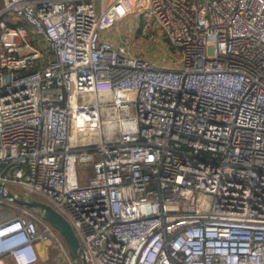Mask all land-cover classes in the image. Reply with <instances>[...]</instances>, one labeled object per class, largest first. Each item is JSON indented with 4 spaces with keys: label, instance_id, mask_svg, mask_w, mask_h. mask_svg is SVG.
Masks as SVG:
<instances>
[{
    "label": "built area",
    "instance_id": "built-area-1",
    "mask_svg": "<svg viewBox=\"0 0 264 264\" xmlns=\"http://www.w3.org/2000/svg\"><path fill=\"white\" fill-rule=\"evenodd\" d=\"M131 12L169 63L105 32ZM0 182L45 195L89 264H264V0H0ZM0 206V264L51 240L77 264Z\"/></svg>",
    "mask_w": 264,
    "mask_h": 264
},
{
    "label": "rangeland",
    "instance_id": "rangeland-1",
    "mask_svg": "<svg viewBox=\"0 0 264 264\" xmlns=\"http://www.w3.org/2000/svg\"><path fill=\"white\" fill-rule=\"evenodd\" d=\"M136 23L137 15L136 13L131 12L127 14L123 19L115 20L110 26L106 27V30H104L111 38L116 41L117 38H119V35H126L129 39H132V50L138 54L146 55L147 57L152 59L155 64L160 65L169 63L172 47L170 46L168 40L162 34L157 37H151L143 35L140 31L137 32ZM80 181L82 182V180ZM11 188L15 191L28 192L40 199L50 202V200L40 192L14 184L11 185ZM13 211L14 210L6 206H0V219L6 217ZM44 247L47 255L49 256L60 253L59 248L54 245L53 240L46 241ZM45 262V264H47V261Z\"/></svg>",
    "mask_w": 264,
    "mask_h": 264
},
{
    "label": "water",
    "instance_id": "water-1",
    "mask_svg": "<svg viewBox=\"0 0 264 264\" xmlns=\"http://www.w3.org/2000/svg\"><path fill=\"white\" fill-rule=\"evenodd\" d=\"M0 196L11 197L20 203L38 210L45 219L51 222L59 230L67 243L71 256L77 260V264H89L83 244L80 241L72 223L51 203L28 192L15 193L10 188H5L3 182H0Z\"/></svg>",
    "mask_w": 264,
    "mask_h": 264
},
{
    "label": "trees",
    "instance_id": "trees-1",
    "mask_svg": "<svg viewBox=\"0 0 264 264\" xmlns=\"http://www.w3.org/2000/svg\"><path fill=\"white\" fill-rule=\"evenodd\" d=\"M54 256H55V254L48 257V259L46 260L47 264H56V260H55ZM78 261H79V259H78Z\"/></svg>",
    "mask_w": 264,
    "mask_h": 264
},
{
    "label": "crops",
    "instance_id": "crops-1",
    "mask_svg": "<svg viewBox=\"0 0 264 264\" xmlns=\"http://www.w3.org/2000/svg\"><path fill=\"white\" fill-rule=\"evenodd\" d=\"M53 255H54V254H53ZM48 257H49V255H47V252H46L45 248L42 249V250H41V258L44 259V260H47Z\"/></svg>",
    "mask_w": 264,
    "mask_h": 264
}]
</instances>
